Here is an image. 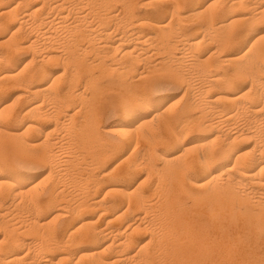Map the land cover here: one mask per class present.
Wrapping results in <instances>:
<instances>
[{"label":"bare ground","instance_id":"1","mask_svg":"<svg viewBox=\"0 0 264 264\" xmlns=\"http://www.w3.org/2000/svg\"><path fill=\"white\" fill-rule=\"evenodd\" d=\"M15 24L0 51V199L28 198L32 240L7 231L0 264H264V0H0V31ZM95 52L102 70L83 60ZM104 80L123 92L106 126ZM168 80L180 100L163 98ZM11 87L22 95L1 100ZM47 118L63 156L50 132L30 136ZM81 161L75 205L55 209L54 186L30 198L35 166H50L47 189ZM155 174L164 190L145 189Z\"/></svg>","mask_w":264,"mask_h":264},{"label":"rangeland","instance_id":"2","mask_svg":"<svg viewBox=\"0 0 264 264\" xmlns=\"http://www.w3.org/2000/svg\"><path fill=\"white\" fill-rule=\"evenodd\" d=\"M16 25V26H15ZM13 27H10L11 29H9V28H7V30L6 29H4V30H1L0 31V51H5L6 49H7V41L6 40H8L9 38L8 37H10V35H11V32H9L8 30H10V31H15V30H17L16 28H18V25L17 24H15ZM6 30V31H5ZM13 33V32H12ZM22 33H24V35L22 34L21 36H22V38H21V36L19 35V38H18V42L19 43H24V42H26V41H24V40H26V38H25V31L23 30L22 31ZM20 34H21V32H20ZM2 35V36H1ZM24 39V40H23ZM24 41V42H23ZM5 46V47H4ZM28 49H25L24 51H21V50H19V51H17L16 53V55H14V60H16L15 62L17 63V65H19L20 67H23V66H25L26 64H29L28 63V61L30 62H32V60H33V56H34V54L32 53V51H30V50H28ZM32 53V54H31ZM93 53V52H92ZM92 53H90V54H87L86 55V59L83 57V60H85V61H91L92 62V59L93 58H95V60H96V52H95V54H92ZM98 55V54H97ZM96 56V57H95ZM92 57V58H91ZM98 59H99V56L97 57ZM96 60L97 62L94 64V65H96V67H99V68H101V70H102V66L101 65H99L98 66V61L99 60ZM111 59L109 58V59H105V63H107L106 65H110V63H111V61H110ZM93 61H94V59H93ZM108 61H110V63L108 62ZM25 63V64H24ZM53 67H55V68H53L54 70H60V68L62 67L61 65H59V68L55 65V66H53ZM97 69V68H95V66L94 67H92L91 68V71L93 72V73H95L96 74V76H98L97 74H100V69ZM94 69V70H93ZM96 70V71H95ZM106 80V79H105ZM104 80V82L105 83H107V84H104V86H105V91L109 94L110 92V94L109 95H111L110 97L108 96V94H106V96L105 95H103L102 97L104 98V101H102V104H101V106H98L97 107V109H99V117H100V119H101V121H102V119H103V121H102V123H104V122H106V123H104V125L103 126H106V125H108L110 122H113V121H117V120H119V119H117L116 117H115V108L117 107V106H119V103H120V100L122 99V94H123V92L122 91H120L121 90V88H120V86L118 85V84H114V85H112L111 83H108L107 81H105ZM167 87H166V89L164 90V92H161L163 95H164V97L163 98H166V99H168L170 96H172V95H180L179 97H178V99L180 100V97L182 96V94H183V92H184V88H180V87H178V86H176V87H174V85H172L173 84V82L172 81H170V80H168L167 81ZM195 83H197V84H199L198 82H195ZM173 87H172V86ZM169 87V88H168ZM12 88V87H11ZM8 89L6 92H7V94H6V92H4L3 94H2V98H1V100H3V101H10V100H13L15 97H17L18 95H22L21 93H19L20 91H18L19 90V88H17V87H14V88H12V89ZM16 89V91H13V90H15ZM168 89V90H167ZM196 89H197V87H196ZM116 91V92H114V91ZM183 90V91H182ZM13 91V92H12ZM120 91V92H119ZM112 92H114V93H112ZM115 93H116V95H115ZM159 94V96H163L162 94ZM6 94V95H5ZM88 94H89V92H88ZM105 94V93H104ZM166 94V95H165ZM114 95L116 96L115 98H113L114 97ZM14 96V97H13ZM118 96H120L119 98H118ZM7 97V98H6ZM9 98H11L10 100H9ZM102 98V99H103ZM113 98V99H112ZM5 99V100H4ZM101 99V100H102ZM178 99H176L173 103H178ZM101 100H99L100 101V103H101ZM111 100V101H110ZM117 101V102H116ZM99 103V104H100ZM105 105H104V104ZM117 103H118V105H117ZM99 104H97V105H99ZM110 105L112 106V108L114 107V109L115 110H112V108L110 109ZM116 105V106H115ZM177 105V104H176ZM108 106V107H107ZM47 107V106H46ZM49 107V106H48ZM47 107V109H49V111L51 110L50 109V107L48 108ZM107 107V109L108 110H105V108ZM104 112H103V111ZM106 111H108V112H106ZM102 113V114H101ZM105 113V114H104ZM105 116V117H104ZM47 119H49V120H47L46 122L44 121L43 122V124H42V130L44 131V129H45V133L43 132V136H42V132H38L37 133V135H36V133H32L30 136L31 137H33V136H35V137H37L38 139H39V143H42L44 140V138H45V135H46V133H48L49 134V132H50V134H53L52 136H53V138L54 139H52V138H50V139H52L53 140V142H55L56 140V142H58L59 144V146H57V149H58V147H59V149L57 150L56 148H55V151H60L61 152V155L63 156V153H65L66 151H67V147L68 146H66L67 144H66V141L64 140L65 139V137H64V135H65V132H62L61 130V128H59V130L57 131V130H55V128H54V125H50V124H54V122L52 123V119H50V118H47ZM24 121V120H23ZM25 122H26V120H25ZM24 122V123H25ZM61 129V130H60ZM51 132H53V133H51ZM54 132H56V133H54ZM60 132H62V133H60ZM45 134V135H44ZM49 134V135H50ZM60 134V135H59ZM59 135V136H58ZM62 136L64 137L63 138V140H61V139H59V138H62ZM41 140H42V142H41ZM55 140V141H54ZM62 141V145H60L61 144V142L60 141ZM65 144V145H64ZM60 146H62L61 147V149H60ZM56 147V146H55ZM103 148V147H102ZM102 148H100V149H98L99 151L101 150L102 151ZM143 148V147H142ZM38 149V148H37ZM37 149H35L36 151H42V150H37ZM40 149H42L41 147H40ZM105 149V147L103 148V150ZM99 151H97V152H99ZM60 152H59V154H60ZM88 156H89V158H88ZM91 156H92V154H91ZM89 154H87L86 155V158L87 159H89L90 160V157H91ZM64 163H68V162H66V161H63ZM116 162V161H115ZM64 163H62L63 165H64V168H67V173L65 172H61V173H55L54 175H55V177H56V179H55V177H53L51 180H52V182H54V185L52 184V182L50 181V184H47L48 186V188L46 189L45 187V185H46V183L43 181V183H41L42 182V179L41 178H43V177H45L49 172V168H50V166L48 165V164H46V163H44V165L42 164V163H40L38 166H35L36 168H34L33 170H32V172L33 173H37V174H39V177L36 179V186L38 185L39 187H36L37 189H35L32 193H35V194H32V193H30L31 194V196H30V194H29V196H30V198H42L41 199V201H46L47 199H48V197H49V194L51 195V192L54 190V192H52L53 193V196H54V198H55V200H56V204H55V209L56 208H60V207H66V206H69L70 204L71 205H75L76 204V199L75 198H77V190H76V188L74 187L73 188V185L71 184V182L69 181L72 177H75V175H79V170H84V168H85V165L83 164V162L81 161V163H82V165H80V166H82L81 168H80V166H78V168H76V170L75 169H73V167H74V165L72 164L71 166H73L72 168H71V166H70V164H67V166L64 164ZM70 163V162H69ZM85 163V162H84ZM61 164V165H62ZM112 164H114V163H107V164H105V165H102L101 166V168L103 167L104 169H107V168H109ZM47 165V166H46ZM69 165V166H68ZM75 165H77L76 163H75ZM84 165V166H83ZM109 165V166H108ZM106 167V168H105ZM70 168V169H69ZM75 168V167H74ZM80 168V169H79ZM99 169V172H98V169H97V172H96V174L98 175L101 171H102V169ZM41 169V170H40ZM72 169H73V171H72ZM77 169H78V171H77ZM38 170V171H37ZM70 170H71V172H70ZM101 170V171H100ZM145 171V170H144ZM143 171V172H144ZM31 172V171H30ZM45 172V173H44ZM73 172H75L74 174H73ZM78 172V174H76ZM69 173V174H68ZM73 175H71V174ZM66 174H67V176H66ZM44 175V176H43ZM53 175V176H54ZM58 175V176H57ZM64 175V176H63ZM81 175V174H80ZM146 175H147V170H146V173H139V175H138V178L140 179L139 181V183H142L144 180H145V178H147L146 177ZM155 175H157V174H155ZM155 175H153V176H155ZM60 176H62V177H60ZM160 177V174H158L157 176H155L154 177V179H152L151 177V179L150 178H148V179H146V181H145V183H143L144 185L146 184V187H147V185H148V187L147 188H145V189H150V188H153V186L154 187H156V186H159L160 187V189L162 188V186H164V178L163 177ZM60 179V178H62V179H58V178ZM66 177V178H65ZM157 177V178H156ZM64 178H65V180H64ZM68 178H69V180H68ZM137 178V179H138ZM162 178V179H161ZM155 179H160V181H157V180H155ZM59 181V183H58V181ZM62 180V181H61ZM149 180V181H148ZM152 181V184H151V181ZM154 180V181H153ZM161 180H163V181H161ZM63 181H64V183H63ZM67 181V182H66ZM156 181V182H155ZM49 182V181H48ZM68 182H70V184L68 183ZM147 182V183H146ZM148 182H150V183H148ZM162 182V183H161ZM45 183V184H44ZM55 183H57L56 185H55ZM159 183H161L162 185H160ZM43 184V185H42ZM60 184V185H59ZM64 184H66V185H68L67 187H65V186H63ZM59 185V187H61V188H59L58 187V189H60V190H58V191H56L55 189H56V187ZM150 185V186H149ZM53 186H54V188H53ZM39 188H40V190H39ZM45 188V189H44ZM49 188H53V190H49ZM67 188V189H66ZM73 188V189H72ZM43 189V190H42ZM64 191H63V190ZM66 189V190H65ZM69 189V190H68ZM163 190H164V187L162 188ZM45 190H49V193L47 192H45ZM68 190V191H67ZM74 190H76V191H74ZM39 191V192H38ZM51 191V192H50ZM74 191V192H73ZM36 192H38V194H36ZM56 192H57V194H56ZM61 193V195H59L60 193ZM71 192L73 193V195H71ZM77 194H76V193ZM40 193V194H39ZM59 193V194H58ZM46 194V195H45ZM48 194V195H47ZM54 194H56V196L54 195ZM67 196H65V195ZM76 194V195H75ZM58 195H59V197H61L62 198V202H61V200H59V199H61V198H59L58 197ZM69 195H71L70 196V199L68 198L69 197ZM100 195L101 196H103L104 195V190L103 191H101L100 192ZM44 196H45V198H44ZM56 197H58V200H57V198ZM29 198V199H30ZM47 198V199H46ZM68 198V199H67ZM2 199H3V201H2ZM28 199V198H27ZM27 199H25L24 201H22V202H14L13 201V198L12 197H3V198H1L0 199V205H1V202L4 204H2L1 205V208L0 209H3V211L2 210H0V216H2L3 217V215H5V213L6 212H8V214H9V216H8V218L9 219H12L13 217H14V215H16L14 218H13V220L11 221V220H9L8 221V219L7 218H5V217H3V218H5L7 221L5 222V219H2V220H0V243L3 245V244H5L4 242L7 240V238H9L8 237V234H9V232H10V234H9V236H12L11 238H12V240L13 239H15L14 237H16L17 239H19L20 238V240L21 239H25V240H27V241H29L30 239L32 240V236L30 235V233L29 232H27L28 230H29V226H28V223H24V222H26V221H29L31 218H32V215H27L28 213H31V209H30V207H29V205L27 204V202L28 203H30V201L29 200H27ZM43 199H45V200H43ZM11 200V201H10ZM69 202V203H66L67 201ZM72 200H74V202L72 203ZM65 202V203H64ZM59 203V204H58ZM60 203L61 204H63V205H61L60 206ZM75 203V204H74ZM5 204H6V206H5ZM69 204V205H68ZM188 204L189 205H191V202H189L188 201ZM28 205V206H27ZM2 206H3V208H2ZM17 207V208H16ZM70 207H72V206H70ZM6 208V209H5ZM11 208V209H10ZM15 213H13L12 211ZM28 210H30V212L28 211ZM27 211V212H26ZM7 213H6V215H8ZM23 214V215H22ZM50 214V213H49ZM12 216V218H11V216ZM53 216H55V215H53V214H51L50 216L47 214L46 216H45V221H43V222H48V221H50L52 218H53ZM1 217V218H2ZM7 217V216H6ZM0 218V219H1ZM11 221V222H10ZM13 222H15V226H13V225H11L10 223H12L13 224ZM8 223V224H7ZM21 225V226H20ZM17 226H18V228H17ZM8 228V229H7ZM20 228H22L21 230H18V229H20ZM24 230H26L25 232H24ZM4 233H3V232ZM7 231H9V232H7ZM22 231L24 232V233H22ZM45 230H43V234H45V235H47L46 233V231L44 232ZM6 232H7V234H6ZM59 233V231L57 232V234ZM4 234V235H3ZM27 234V235H26ZM5 235H6V238H4L5 237ZM31 236V237H30ZM4 239H6V240H4ZM9 240L11 241V239L9 238ZM9 240L8 241H6V242H9ZM25 247H28V249H25L24 248V246L21 248V252H23L22 254H24V253H28V252H30V253H33L35 250L34 249H36L35 247H32V249H30L29 248V246H25ZM30 249V250H29ZM23 250V251H22ZM34 250V251H33ZM260 255H262L263 253H262V251H260V253H259ZM63 264H67V263H63Z\"/></svg>","mask_w":264,"mask_h":264}]
</instances>
